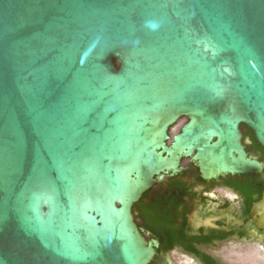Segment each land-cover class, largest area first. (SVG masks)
<instances>
[{
	"label": "water",
	"instance_id": "obj_1",
	"mask_svg": "<svg viewBox=\"0 0 264 264\" xmlns=\"http://www.w3.org/2000/svg\"><path fill=\"white\" fill-rule=\"evenodd\" d=\"M241 124L264 149V0H0V264H151L134 204L264 172Z\"/></svg>",
	"mask_w": 264,
	"mask_h": 264
},
{
	"label": "flooded vegetation",
	"instance_id": "obj_2",
	"mask_svg": "<svg viewBox=\"0 0 264 264\" xmlns=\"http://www.w3.org/2000/svg\"><path fill=\"white\" fill-rule=\"evenodd\" d=\"M188 121V117H180L169 127L168 146ZM240 131L246 154L262 162L252 129L241 124ZM261 174H223L205 180L199 163L193 157H184L176 173L170 170L162 173L161 180L155 177L141 198L144 219L135 208L141 199L133 206L143 236L148 242L159 243L154 260L169 264V256L174 253L193 264H232L237 260L228 258V252L243 251L250 245L264 251V229L253 217V205L264 192V184L257 178ZM248 201H252L249 209Z\"/></svg>",
	"mask_w": 264,
	"mask_h": 264
},
{
	"label": "rangeland",
	"instance_id": "obj_3",
	"mask_svg": "<svg viewBox=\"0 0 264 264\" xmlns=\"http://www.w3.org/2000/svg\"><path fill=\"white\" fill-rule=\"evenodd\" d=\"M228 258H236L232 264H264V251L257 246L250 245L246 250L226 253ZM169 264H193L189 260L178 257L174 253L169 256Z\"/></svg>",
	"mask_w": 264,
	"mask_h": 264
},
{
	"label": "trees",
	"instance_id": "obj_4",
	"mask_svg": "<svg viewBox=\"0 0 264 264\" xmlns=\"http://www.w3.org/2000/svg\"><path fill=\"white\" fill-rule=\"evenodd\" d=\"M254 142H255L257 148H258L259 151H260V154H261V160H262V162L264 163V149L260 146V144H259L256 140H254ZM258 177L261 178V182L264 184V172H262L261 175L257 176V178H258ZM145 195H146V194H145ZM259 198H260V196H258L256 200H258ZM251 202H252V201H248V202H247L248 209L250 208ZM136 207L139 209V217L144 219L145 216H146V210H145V207H144L143 199H141V200L135 205V208H136ZM160 260H161V259H156V260H154L151 264H159V263L161 262Z\"/></svg>",
	"mask_w": 264,
	"mask_h": 264
}]
</instances>
